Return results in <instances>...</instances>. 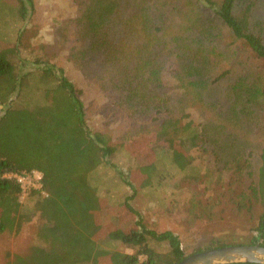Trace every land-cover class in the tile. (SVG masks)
Masks as SVG:
<instances>
[{
  "label": "trees",
  "instance_id": "1",
  "mask_svg": "<svg viewBox=\"0 0 264 264\" xmlns=\"http://www.w3.org/2000/svg\"><path fill=\"white\" fill-rule=\"evenodd\" d=\"M88 1L85 6L79 2L65 60L139 124L137 138L159 134L162 123L189 119L191 110H219L221 123L210 131L189 120L180 144L195 154L214 155L216 162L218 140L228 136L222 140L230 159L221 171L214 166L215 202L220 212L232 206L225 212L243 230L246 221H253L255 234L248 244L264 246V0ZM4 50L0 43V233L17 230L24 214L30 220L36 212L44 219L37 235L48 244L14 255L10 264L180 261L185 254L177 235L147 228L130 197L122 203L134 214L127 226L118 208L106 207L91 183L90 174L116 145L107 134L88 128L83 89L62 68L39 57L32 60L35 69L19 73ZM28 95L38 98L27 100ZM253 135L261 136L256 182L248 189L240 187L241 179L234 188L224 185V171L240 178L247 169L252 153L245 143ZM148 167L154 173L153 162ZM32 172L41 177L40 188H31L30 195L45 196L24 210L22 187L7 174ZM206 201L201 212L215 217ZM111 240L133 251L109 250L105 245ZM220 246L227 245L212 240L194 252Z\"/></svg>",
  "mask_w": 264,
  "mask_h": 264
},
{
  "label": "rangeland",
  "instance_id": "2",
  "mask_svg": "<svg viewBox=\"0 0 264 264\" xmlns=\"http://www.w3.org/2000/svg\"><path fill=\"white\" fill-rule=\"evenodd\" d=\"M86 1L89 2L0 0V43L5 44L4 51L14 59L19 73L25 74L35 69L36 65L32 60L39 57L58 69L62 68L64 75L83 89L82 100L88 128L107 134L110 143L116 145L115 152L90 174V181L96 186L104 205H115L121 221L128 226L134 219V214L124 208L122 203L125 198L130 197V205L146 227L157 232H173L178 236L185 255L207 246L212 240L225 245L248 244L250 236L255 234L252 229L253 221H246L247 228L243 230L237 225L238 221L231 219L225 212L232 209V206L224 205V210L221 209L220 212L219 205L215 202L219 189L216 190L218 172L214 173V166L217 165L221 171L220 167L223 168V164L230 159L229 146H225V141L222 140L228 136L223 134L218 140L216 151L219 154L216 162L214 155L202 152L195 154L185 144H180V137H183L181 133L189 120L210 131L221 123L216 115L219 110H191L189 119L173 124L162 123L159 134L135 137L136 126L139 124L119 110L104 93L65 60L80 12L79 2L85 6L88 4ZM37 98L28 95L26 99ZM22 100L25 101V95ZM219 102L221 104L222 100ZM221 110H226V105ZM161 121L159 119L152 125ZM260 139L261 136L253 135L250 141H246V152L252 153L246 164L247 169L240 178L229 170L224 171V185L229 184L234 188L239 183L238 179H241L240 187L248 189L252 182H256L260 164ZM151 162L154 173L148 167ZM38 174L36 172L31 175L30 182L34 185L22 188L20 201L24 210H29L38 196H45L44 192L41 195H30L31 188L40 187L36 182ZM195 177L200 178L194 179ZM208 199L216 212L212 218H207L201 212V204L204 205ZM254 208L257 213L260 211L257 205ZM219 212L221 219L217 216ZM30 217V220H25L24 214L17 230L0 233V264H10L14 255H27L33 246L47 247L48 244L37 235L38 227L44 223V219L36 212ZM105 246L120 253L133 251L119 241L111 240Z\"/></svg>",
  "mask_w": 264,
  "mask_h": 264
},
{
  "label": "water",
  "instance_id": "3",
  "mask_svg": "<svg viewBox=\"0 0 264 264\" xmlns=\"http://www.w3.org/2000/svg\"><path fill=\"white\" fill-rule=\"evenodd\" d=\"M236 262L264 264V246L255 243L213 247L185 255L176 264H227Z\"/></svg>",
  "mask_w": 264,
  "mask_h": 264
},
{
  "label": "built area",
  "instance_id": "4",
  "mask_svg": "<svg viewBox=\"0 0 264 264\" xmlns=\"http://www.w3.org/2000/svg\"><path fill=\"white\" fill-rule=\"evenodd\" d=\"M36 172H32L30 174H7V177H12L16 180L17 183H19V185L22 187V188H25V186H30V185H34V183H31L30 181L32 180L31 179V175H35ZM40 173L37 175V178H36V182L37 184L39 185L40 184ZM40 188V187H38Z\"/></svg>",
  "mask_w": 264,
  "mask_h": 264
}]
</instances>
